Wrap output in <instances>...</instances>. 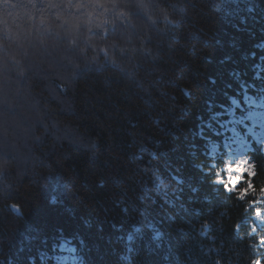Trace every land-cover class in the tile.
Here are the masks:
<instances>
[{
    "label": "trees",
    "instance_id": "obj_1",
    "mask_svg": "<svg viewBox=\"0 0 264 264\" xmlns=\"http://www.w3.org/2000/svg\"><path fill=\"white\" fill-rule=\"evenodd\" d=\"M263 80L264 0H0V264L258 262L207 146Z\"/></svg>",
    "mask_w": 264,
    "mask_h": 264
},
{
    "label": "rangeland",
    "instance_id": "obj_2",
    "mask_svg": "<svg viewBox=\"0 0 264 264\" xmlns=\"http://www.w3.org/2000/svg\"><path fill=\"white\" fill-rule=\"evenodd\" d=\"M258 68L259 71L262 70L260 66ZM242 87L244 92L240 100L232 99L231 106L224 108L223 116L226 118L217 115V128L210 126L212 134L218 136L221 141H208L207 148L212 168L216 170V183L225 186L231 193H237L240 189L239 198L244 200L254 190L251 180L256 175L249 153L253 149H260L264 157V80L259 83V87L252 88V95L246 92V86ZM234 180L237 182L233 183ZM245 188L247 189L243 190ZM251 199V235H257L258 248L262 252L255 264H264V190ZM53 260L57 264L82 263L71 241H65L58 246Z\"/></svg>",
    "mask_w": 264,
    "mask_h": 264
},
{
    "label": "snow or ice",
    "instance_id": "obj_3",
    "mask_svg": "<svg viewBox=\"0 0 264 264\" xmlns=\"http://www.w3.org/2000/svg\"><path fill=\"white\" fill-rule=\"evenodd\" d=\"M245 175H246V173H245ZM236 182H237L236 180L233 181V183H236Z\"/></svg>",
    "mask_w": 264,
    "mask_h": 264
},
{
    "label": "clouds",
    "instance_id": "obj_4",
    "mask_svg": "<svg viewBox=\"0 0 264 264\" xmlns=\"http://www.w3.org/2000/svg\"><path fill=\"white\" fill-rule=\"evenodd\" d=\"M5 7H8L7 5H5Z\"/></svg>",
    "mask_w": 264,
    "mask_h": 264
}]
</instances>
